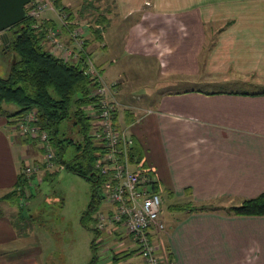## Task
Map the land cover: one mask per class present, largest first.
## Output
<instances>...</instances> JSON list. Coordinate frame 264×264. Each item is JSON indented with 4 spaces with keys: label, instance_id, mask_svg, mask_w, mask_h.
I'll return each mask as SVG.
<instances>
[{
    "label": "crops",
    "instance_id": "obj_1",
    "mask_svg": "<svg viewBox=\"0 0 264 264\" xmlns=\"http://www.w3.org/2000/svg\"><path fill=\"white\" fill-rule=\"evenodd\" d=\"M76 1L59 3L118 82L116 122L134 139L133 166L155 177L163 202L177 201L168 219L162 207L165 231L153 237L161 264H264V215L175 208H227L264 193V0ZM55 15L45 18L58 25ZM14 124L0 114V264H43L21 245L29 217L2 200L41 157ZM44 179L31 178L28 192ZM127 243L132 260L139 252L131 235Z\"/></svg>",
    "mask_w": 264,
    "mask_h": 264
},
{
    "label": "trees",
    "instance_id": "obj_2",
    "mask_svg": "<svg viewBox=\"0 0 264 264\" xmlns=\"http://www.w3.org/2000/svg\"><path fill=\"white\" fill-rule=\"evenodd\" d=\"M57 6H61L59 0ZM53 25H56L53 21L46 20L41 28H36L33 26V19L28 17L7 29L9 38L2 43L3 51L14 52L15 57L8 76L0 74V114L15 123L20 117L36 111V124L48 133L50 143L56 151V164L92 182V199L84 216L96 215L94 229L100 235L102 231L97 227V214L105 203V177L96 168L101 147L92 133L94 118L91 115L92 109L98 108L99 98L94 95L97 83L85 74L82 64L68 62L48 50L46 30ZM6 103L17 105L18 109L11 113L4 107ZM25 141L37 143L28 137ZM69 147H73L75 153L71 159H66ZM133 149L132 162H135ZM56 173V170L46 172L44 178L53 179ZM34 176L27 178L22 172L17 187L3 196L2 200H13L21 205L20 200L26 193L29 195L27 183ZM154 191L160 193L157 182L154 184ZM175 208L191 211L222 209L231 215L262 216L264 193L227 208L198 206L194 203L176 205ZM84 219L85 217L83 223ZM96 245L94 240L93 249H96ZM96 258L94 256V260Z\"/></svg>",
    "mask_w": 264,
    "mask_h": 264
},
{
    "label": "built area",
    "instance_id": "obj_3",
    "mask_svg": "<svg viewBox=\"0 0 264 264\" xmlns=\"http://www.w3.org/2000/svg\"><path fill=\"white\" fill-rule=\"evenodd\" d=\"M27 7L28 17L33 19L36 28L43 26L48 12L56 13L59 24L46 30L48 50L68 62L82 64L85 74L97 83L94 95L99 101L98 108L91 112L94 118L92 133L101 147L96 168L105 177L103 189L107 203L97 214L98 229L108 235L125 231L131 235L145 264H161L159 246L153 237L165 231L160 218L163 199L154 191L155 177L133 168L131 153L134 139L127 126L116 122V113L121 106L117 97L118 82L106 80L87 49L84 31L69 27V17L60 12L62 8L57 6V0H32ZM64 27L67 28L66 37ZM36 123V111H31L14 124V130L36 141L42 153L38 160L23 166L27 178L53 172L58 166L48 133Z\"/></svg>",
    "mask_w": 264,
    "mask_h": 264
},
{
    "label": "rangeland",
    "instance_id": "obj_4",
    "mask_svg": "<svg viewBox=\"0 0 264 264\" xmlns=\"http://www.w3.org/2000/svg\"><path fill=\"white\" fill-rule=\"evenodd\" d=\"M73 5L75 8L80 6V4ZM59 8H62L61 13L68 15L70 21L71 10L62 5ZM87 11L85 8L82 12ZM90 12L94 10L91 9ZM68 25L72 28H80V25L77 27ZM63 31L66 33L67 28L64 27ZM2 43L0 36V74L7 77L15 53L4 52ZM178 88L182 90L188 86L174 87V89ZM4 107L10 112L18 109L14 104L6 103ZM74 153L73 147H69L66 159H71ZM133 168L136 169V165ZM55 170L57 173L53 179H44L40 184H36L32 190H29L31 196L21 202L19 208H22L23 214L29 217L26 220L29 227L24 229V233L30 235V238H26L21 244L22 247L28 243V250L32 253H41L43 264H131L137 259L142 262L140 255L128 260L126 254L128 234L125 231H121V235H108L106 232L98 235L94 229L96 215L84 216L92 199L94 188L92 182L60 166H56ZM166 193L165 190L161 192L162 196ZM170 199H166L162 204L163 219H168L174 213L170 205L177 201ZM83 217H85L84 223ZM94 240L97 242L96 249L92 247ZM94 256L97 257L95 260ZM117 256L118 259H115Z\"/></svg>",
    "mask_w": 264,
    "mask_h": 264
},
{
    "label": "water",
    "instance_id": "obj_5",
    "mask_svg": "<svg viewBox=\"0 0 264 264\" xmlns=\"http://www.w3.org/2000/svg\"><path fill=\"white\" fill-rule=\"evenodd\" d=\"M32 0H0V33L7 40V29L28 18L27 5Z\"/></svg>",
    "mask_w": 264,
    "mask_h": 264
}]
</instances>
